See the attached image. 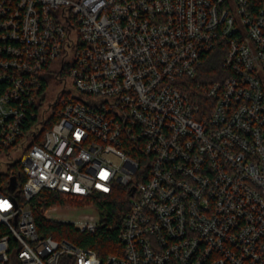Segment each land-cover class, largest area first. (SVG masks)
I'll use <instances>...</instances> for the list:
<instances>
[{"label":"built area","instance_id":"2783aa9c","mask_svg":"<svg viewBox=\"0 0 264 264\" xmlns=\"http://www.w3.org/2000/svg\"><path fill=\"white\" fill-rule=\"evenodd\" d=\"M218 50L223 77L193 84ZM0 142L26 178L0 185V264H264V0H0ZM119 187L117 253L38 233L42 191Z\"/></svg>","mask_w":264,"mask_h":264},{"label":"trees","instance_id":"16d2710c","mask_svg":"<svg viewBox=\"0 0 264 264\" xmlns=\"http://www.w3.org/2000/svg\"><path fill=\"white\" fill-rule=\"evenodd\" d=\"M223 75L224 70L222 67V52L218 50L210 53L207 56L198 76L191 81L193 84L208 86L212 82L221 79ZM194 92L195 89L192 90V95ZM58 119L59 114L55 110L45 123L44 128L41 131V135L36 138L33 143L40 142L42 135H44V133L50 129L53 124L58 121ZM13 150L14 148H4L0 142V167L2 165V159L6 156V154ZM20 169L21 165L19 161L10 163L4 172L0 171V185L7 186L9 184L11 189L15 187V185L12 183V170H14V174H16L14 176L18 179V182L20 180L24 182L26 178L22 176L19 179V176L17 175ZM40 196L43 197L42 200L34 199L32 201V204L36 207L33 211V215L35 218L37 231L40 235L52 236L58 240L64 238L78 246L92 248L102 259H105L110 254L117 253V251L121 249V244L118 239L121 230V223L119 220L129 208V195L126 188L119 187L116 193L108 196H96L94 204L101 215L103 226L99 228L94 234L79 233L70 225L57 224L47 221L43 216L44 209L48 206L63 205L67 199L61 194L48 191H42Z\"/></svg>","mask_w":264,"mask_h":264},{"label":"rangeland","instance_id":"374dc122","mask_svg":"<svg viewBox=\"0 0 264 264\" xmlns=\"http://www.w3.org/2000/svg\"><path fill=\"white\" fill-rule=\"evenodd\" d=\"M54 86L55 90H61L63 88L64 82L63 81H57L55 79L50 80V84ZM57 91L54 93L49 92L47 95H50V97L54 100L56 99ZM18 157L17 153L12 154V158L16 159ZM4 169V166L2 167V170ZM98 215V209L93 208L90 206L89 203L75 200V199H67L65 200V203L63 205L57 206V212H53L50 214V216L53 219L58 218H65V219H77L82 215Z\"/></svg>","mask_w":264,"mask_h":264},{"label":"water","instance_id":"95a60500","mask_svg":"<svg viewBox=\"0 0 264 264\" xmlns=\"http://www.w3.org/2000/svg\"><path fill=\"white\" fill-rule=\"evenodd\" d=\"M15 182H16V179L13 178V179H12V183H13V185H15Z\"/></svg>","mask_w":264,"mask_h":264}]
</instances>
